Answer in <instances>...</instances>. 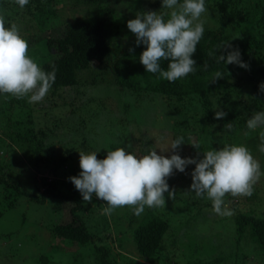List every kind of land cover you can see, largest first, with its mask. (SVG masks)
Masks as SVG:
<instances>
[{
  "label": "trees",
  "instance_id": "1",
  "mask_svg": "<svg viewBox=\"0 0 264 264\" xmlns=\"http://www.w3.org/2000/svg\"><path fill=\"white\" fill-rule=\"evenodd\" d=\"M61 1L30 0L20 8L15 0H0V13L5 17L6 26L16 24L20 30L25 25V35H35L38 42L37 63L45 71L53 67L56 70L55 82L46 95L51 98V105L45 106L43 101L29 103L26 97L11 96L8 106L17 110L14 118L13 113H7V104H0L3 133L0 136V191L4 199L1 204L13 207L23 195L41 203L49 197L59 203L75 202L71 208L73 218L52 228L60 239L78 246L70 264H172L178 255H183L188 264H264V211L258 213L255 207L244 210L232 205L229 216L213 214L210 200L189 191L193 181L187 176L191 177L194 164L187 167L188 174L174 170L168 178L170 190L175 194L168 198L165 193L166 200H170L167 214L159 207H145L137 216L131 209L120 207L108 217L100 211L106 201L99 199L97 210L83 201L80 191L65 177L68 176L66 162L72 157L74 147L60 141L69 130L75 129L73 126L85 127L91 116L98 115L99 109L107 108L110 99L88 97L86 100V95L98 82L108 80L116 88V95H127L137 101L160 99L167 112L166 129L160 136L154 135L155 128L141 127L149 121L152 112L142 105L138 112L127 102L122 110L128 111L133 120L122 133L127 134L129 141L124 140V134L117 135L115 146L131 145L129 150L133 151L140 146L162 144L168 149L172 139L182 135L186 143L169 149V157L178 150L182 157L199 159L203 151L242 144L243 136L250 143L254 158L264 157V152L259 150V133L264 129L249 131L246 126V120L254 112L264 110V93L259 91L260 83L264 82V0H251L253 4H247L248 0H206L207 11L202 15L207 17L208 24L204 25V35L193 54L196 71L175 82L146 72L139 59L146 46L136 45V36L119 53L112 38L115 27L122 21L134 19L141 11H158L161 0H134L130 6L128 0H70L78 5L76 11L80 7L82 14L73 19L64 18L65 30L61 35H41L54 16L63 15L57 8ZM161 11L168 18L170 10ZM237 27L240 33L235 32ZM226 42L239 49L248 68L218 63L217 57L209 54ZM230 50L221 47L217 55H226ZM46 52L48 56L43 61L41 58ZM161 65L166 69L168 61L162 60ZM216 71L222 72L223 78L213 83ZM69 89L70 96L75 91L72 104L74 99L79 103L71 109V115L57 117V109L67 103ZM95 101L100 103L98 107ZM84 107L86 112H80L76 123L70 124L76 120L75 112ZM112 108L121 109L119 105ZM219 110L227 112V116L218 120L215 112ZM150 121L152 125V118ZM228 122L232 124L230 130L225 128ZM165 136L167 140H161ZM213 136L219 139L212 143L206 141ZM192 142L198 143L200 150ZM187 146L189 153L185 150ZM21 149L29 161L20 154ZM16 161L33 164L35 169L25 170L32 171L33 175L27 183L22 180L21 171L16 170ZM43 172L47 175L38 176ZM39 181L43 191L30 193L27 187L36 182L39 188ZM253 187V194L248 197L256 202L254 199L260 198L264 190L261 185ZM178 190L181 192L177 193ZM114 232L115 238L118 235L116 247L111 244ZM222 234H227L229 240ZM44 260L47 264V259Z\"/></svg>",
  "mask_w": 264,
  "mask_h": 264
},
{
  "label": "clouds",
  "instance_id": "2",
  "mask_svg": "<svg viewBox=\"0 0 264 264\" xmlns=\"http://www.w3.org/2000/svg\"><path fill=\"white\" fill-rule=\"evenodd\" d=\"M24 8L30 0H15ZM160 11L138 12L134 19L127 21V28L135 34L136 45H145L139 59L146 72L158 74L169 82L185 78L196 71L197 61L193 54L204 35L201 16L207 11L206 0H161ZM224 47L227 54L217 55V50ZM209 54L217 57L218 63L237 64L248 68L241 59L238 48H232L229 42L221 45ZM167 60V68L161 65ZM213 83L223 78V73L216 71ZM56 79V70L45 71L30 55L28 41L20 34L16 24L6 26V20L0 13V96L10 94L17 99L27 98L29 103H40L48 94ZM264 93V82L259 85ZM227 116V112H215L216 119ZM249 131L264 129V110L254 112L247 120ZM231 129L232 124H225ZM259 150L264 152V130L259 133ZM166 141V137H161ZM185 137L180 135L172 139L169 149H176L185 144ZM200 150L196 142L190 143ZM131 145L108 149L106 157L98 158L101 149L85 153L80 152L79 175L69 179L82 194L85 202H91L93 194L106 201L102 214L110 217L120 207L129 206L134 215H141L145 207L156 208L166 204L175 194L170 190L168 178L174 170L185 172L189 165H195L191 172V192L197 197L210 200L212 210L220 216H229L232 210L226 205V196H251L254 184L259 180L261 164L250 149L244 144L225 145L218 150L212 148L203 151L202 158L182 157L173 152L169 156L158 154L155 147H148L147 154L137 155L130 151ZM107 149V148H104Z\"/></svg>",
  "mask_w": 264,
  "mask_h": 264
},
{
  "label": "rangeland",
  "instance_id": "3",
  "mask_svg": "<svg viewBox=\"0 0 264 264\" xmlns=\"http://www.w3.org/2000/svg\"><path fill=\"white\" fill-rule=\"evenodd\" d=\"M133 1L134 0H128L127 5L130 6L131 4H133ZM253 3H254L253 1L248 0L247 4H253ZM119 5L122 6L125 4L119 3ZM75 6H78L75 2H72L70 0H62L60 4L57 5V8H59L60 10L59 12L62 13L63 15L54 16V18H52V21L50 22L51 25H48V27L41 32V35H58V34L61 35L65 30L64 18L73 19L77 16H80V14H82L80 12V7H78L77 9L79 10L76 11ZM161 9L162 6L158 8V11H160ZM200 19L204 25L208 24L207 17L202 15ZM26 29H27L26 26L23 25L19 31L20 34L28 41L29 55L37 62L36 58L38 55L36 53L37 51L36 47L38 46V42L35 38V35H29V36L25 35L27 33ZM236 30L237 31L235 32L240 33L239 27H237ZM112 38H113V43L116 46L118 45L117 47L118 49L117 48L116 49H117V53H119L121 51V48L126 47L133 42L135 38V34L132 33L127 28V21L125 22L122 21L120 25L115 27L114 35ZM47 56L48 53L46 52L44 53L41 59L44 61V59ZM82 87H84L83 89L85 90V86L82 85ZM70 90L71 89L66 91L67 103L65 104V106H60L61 108L57 109L56 112L57 117L64 118L67 117L68 115H71L72 114L71 109L74 106H76L77 103H79L78 100L75 101L74 99V104H72L73 102L71 100L73 99H71V96L74 95L75 91H71L72 94L70 96ZM115 90L116 88L111 84V82H108V80L105 83L98 82L97 85L91 87V89H89L88 91V95H86L87 96L86 100H88V97H91L95 99L98 98L100 100L110 99L111 102L107 104L106 109H99L97 112L98 114L97 116H91L90 119L87 121L85 127H80L76 124L75 126H73V128L75 129H73L72 131L69 130V132H67L65 137H63V140L64 138L65 140L64 141L60 140L62 141L61 144L65 142L68 146L74 147L73 150L74 153L72 154V157H69L66 162L68 176L65 175V177L67 178V180H70L69 177L71 176L79 175V173L82 171V169L80 168L79 151L89 153L101 149L98 152L97 156L98 158H104L106 157L108 149L121 147V146L113 145V143L116 141L117 135L124 134V138H126L124 140L129 141V139L127 138V134L122 133L124 132L125 128L127 127L129 128V125L133 120L132 116L130 117L129 115L130 113L128 111L124 112L122 110L123 108H125V104L127 102L130 104V107L133 110H138L139 112L141 109L140 106L142 105L143 107L144 106L147 107L149 111L152 112L150 118H152L153 124L151 125V121L149 118V121L141 126L142 128L145 127L155 128L153 134L154 135L158 134L159 136L166 129L167 112L164 106L161 104L162 102L160 99H156L155 102L148 99H142L137 101L133 98L127 97V95L123 97L118 96L116 95ZM10 97H11L10 94H5L4 96H0V104L2 106H6L7 104L6 107L8 109L7 113L9 112L13 113L14 118H16L17 110L15 108L8 106ZM50 99L51 98L49 97H45L43 99L45 106L51 105V102L49 101ZM95 103L97 107L100 104L98 101H95ZM117 105H119L121 109L112 108ZM91 106L96 107L95 104H91ZM83 109L84 110L82 111L75 112L76 116L74 118H76V120L71 121L70 124L76 123L79 115L81 114L80 112L83 113L86 112V107H84ZM110 111H116V112L112 113ZM138 112L136 111V113ZM136 130H138V128ZM2 135H3L2 130H0V136ZM168 136H170V134ZM165 137L167 138V136ZM241 137L242 140L244 141L242 144L246 145L250 149L251 148L250 143L244 139L245 137L243 136ZM218 139L219 138L217 136L215 137L213 136L212 139L206 138V141L212 143L214 140L217 141ZM148 147L150 146L149 145L140 146L139 147L140 149H134L133 151L137 155H144L147 154V151H144L142 149H147ZM155 148H159L157 149L158 154H163L165 156L170 155V152L167 149V147L166 146L163 147L162 144L157 145ZM185 150L187 151V153L191 151L188 146L186 147ZM19 152L26 161H29L30 158L24 154L25 152H23L22 149L19 150ZM174 152L177 153L178 150H175ZM255 159L260 162L261 171H262V167L264 165L263 155H258L257 158ZM15 166L17 171H21L22 180H24V182L27 183L28 180H30V176L33 175H32V171L28 172L25 170L35 169L33 164L16 161ZM187 170L188 169L185 170L184 172L185 174H188L186 173ZM40 175H47V172H43L40 174L38 173V176ZM187 178L190 179L192 177H189L188 174ZM39 184L40 186L38 188L36 182H31V184L27 187V190L30 193H39L43 191L44 186L42 182L39 181ZM183 184L186 183L183 181ZM187 185L189 184L187 183L186 186ZM254 185H261L264 190V171H262L259 180H257V182ZM178 192H181V190H178L177 193ZM260 193H261L260 198L258 197L257 199H254V201L256 202H252L248 196L233 197L229 194L226 205L230 209L232 205H236L242 207L244 210L250 209L251 207H255L256 211L258 213H261L264 211V193L263 192ZM93 196L94 197L92 201L89 203L98 210L99 208L98 202H100L99 200L100 198H97L95 194ZM2 199L3 197L0 191V210L3 211V213L0 214V264H46V261L44 259H47V264H70V262H72L73 254L75 252L74 249H76L78 246L76 247L75 245L69 243L65 239H60L55 233H53L52 228L57 223L68 222L73 218L71 214V208L73 207V205H75V202L62 200L59 203V200L49 197L46 199V202L41 203L30 200L28 196L23 195L20 197L18 202L13 207H5L3 204H1V202L4 201V199L3 200ZM166 199L168 198L166 197ZM169 201L170 200H166V204L164 206L159 207L160 208L159 210L167 214L169 208ZM122 208L123 210H130L129 206H124ZM101 210L102 209H100V211ZM182 230H186V227H182ZM8 233L10 234L8 235ZM115 234L116 233L114 232V240L111 241V244L115 245L116 247L117 241H115V239L118 238V235L115 238ZM222 237L225 240H229L230 238L227 237V234H222ZM41 257H44V259H42ZM252 261H253V257H252ZM172 264H188V262L186 258L183 257V255H178L175 258V262L173 261Z\"/></svg>",
  "mask_w": 264,
  "mask_h": 264
}]
</instances>
